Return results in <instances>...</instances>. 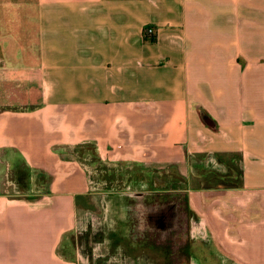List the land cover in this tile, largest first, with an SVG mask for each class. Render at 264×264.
Here are the masks:
<instances>
[{
  "label": "crops",
  "instance_id": "obj_1",
  "mask_svg": "<svg viewBox=\"0 0 264 264\" xmlns=\"http://www.w3.org/2000/svg\"><path fill=\"white\" fill-rule=\"evenodd\" d=\"M181 205L184 264H264V0H0V264Z\"/></svg>",
  "mask_w": 264,
  "mask_h": 264
},
{
  "label": "rangeland",
  "instance_id": "obj_2",
  "mask_svg": "<svg viewBox=\"0 0 264 264\" xmlns=\"http://www.w3.org/2000/svg\"><path fill=\"white\" fill-rule=\"evenodd\" d=\"M237 167V166H236ZM93 175V174H92ZM232 175L234 179L225 178L229 183L236 182L238 183V175L236 172L232 171ZM236 176V178H235ZM232 180V181H231ZM169 207L166 206V212H168ZM173 210L170 209L168 214L172 215ZM177 212H175L174 216L178 219H181L180 224L168 222L167 227L164 233L150 231V237H154L150 239V241H154V245L156 247L153 248V251H150L147 254L149 264H184L186 258L188 256L185 251V247H187V237H186V223L185 221V208L183 205L181 207L176 208ZM167 217V215H166ZM100 225V224H98ZM97 225V226H98ZM104 225V224H103ZM97 227L100 228V231H91V227L89 230L86 229L82 231L81 234H70L69 236V244H68V253L69 256H73L74 258H78L80 260V264H115L116 261H123L119 264H125V258H132V256L141 255V253H136L135 255H120L113 252V245H109V235L113 231H109V229L105 228V226ZM91 226V225H90ZM174 226V228H172ZM177 231H179L177 235ZM158 234V235H157ZM157 236V238H155ZM151 244V243H150ZM77 251L79 252L77 254ZM120 260H119V259ZM131 258L128 259L131 263ZM117 259V260H115Z\"/></svg>",
  "mask_w": 264,
  "mask_h": 264
},
{
  "label": "built area",
  "instance_id": "obj_3",
  "mask_svg": "<svg viewBox=\"0 0 264 264\" xmlns=\"http://www.w3.org/2000/svg\"><path fill=\"white\" fill-rule=\"evenodd\" d=\"M148 32H149V33H152V32H153V29H152V28H150V29L148 30Z\"/></svg>",
  "mask_w": 264,
  "mask_h": 264
},
{
  "label": "trees",
  "instance_id": "obj_4",
  "mask_svg": "<svg viewBox=\"0 0 264 264\" xmlns=\"http://www.w3.org/2000/svg\"><path fill=\"white\" fill-rule=\"evenodd\" d=\"M239 174H241V171H239Z\"/></svg>",
  "mask_w": 264,
  "mask_h": 264
},
{
  "label": "bare ground",
  "instance_id": "obj_5",
  "mask_svg": "<svg viewBox=\"0 0 264 264\" xmlns=\"http://www.w3.org/2000/svg\"><path fill=\"white\" fill-rule=\"evenodd\" d=\"M219 126V125H218ZM219 130V129H218Z\"/></svg>",
  "mask_w": 264,
  "mask_h": 264
}]
</instances>
